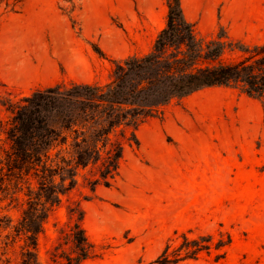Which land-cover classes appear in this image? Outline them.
Returning a JSON list of instances; mask_svg holds the SVG:
<instances>
[{
    "label": "rangeland",
    "instance_id": "1",
    "mask_svg": "<svg viewBox=\"0 0 264 264\" xmlns=\"http://www.w3.org/2000/svg\"><path fill=\"white\" fill-rule=\"evenodd\" d=\"M194 32L224 29L232 42H264V0H180ZM58 0H0V155L8 102L57 83H104L115 62L139 56L165 23L164 0H79L69 18ZM240 52L226 51L236 58ZM4 103V104H3ZM111 185L89 191L78 178L44 220L39 264L79 204L96 256L81 264H142L182 231L228 235L217 251L181 264H264V96L229 87L204 88L171 102L135 131ZM1 187V185H0ZM19 199L0 190V264H17L22 236L12 227Z\"/></svg>",
    "mask_w": 264,
    "mask_h": 264
},
{
    "label": "trees",
    "instance_id": "2",
    "mask_svg": "<svg viewBox=\"0 0 264 264\" xmlns=\"http://www.w3.org/2000/svg\"><path fill=\"white\" fill-rule=\"evenodd\" d=\"M79 0H58L70 22ZM164 26L139 56L115 62L104 83H57L8 102L1 150L0 190L9 204L20 200L12 231L22 236L17 264H39L37 236L44 220L82 178L93 191L111 185L126 147H137L135 131L159 118L171 102L204 88L229 87L251 99L264 96V42L250 47L232 42L219 28L213 37L197 35L184 17L180 0H164ZM240 52L226 58L224 52ZM4 104V103H3ZM47 251L49 264H81L96 256L82 227L79 204L66 208ZM182 231L155 258L142 264H181L202 253L221 257L229 236ZM11 264L9 260H1Z\"/></svg>",
    "mask_w": 264,
    "mask_h": 264
}]
</instances>
